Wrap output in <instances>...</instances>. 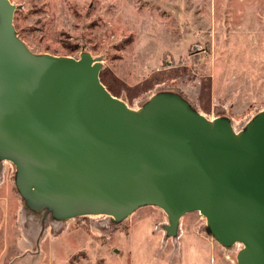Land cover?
I'll return each mask as SVG.
<instances>
[{"label": "water", "instance_id": "1", "mask_svg": "<svg viewBox=\"0 0 264 264\" xmlns=\"http://www.w3.org/2000/svg\"><path fill=\"white\" fill-rule=\"evenodd\" d=\"M0 0V162L15 167L25 207L55 222L144 207L167 216V238L200 213L237 264H264V110L236 131L185 97L160 91L130 108L102 83L100 58L36 54Z\"/></svg>", "mask_w": 264, "mask_h": 264}, {"label": "rangeland", "instance_id": "2", "mask_svg": "<svg viewBox=\"0 0 264 264\" xmlns=\"http://www.w3.org/2000/svg\"><path fill=\"white\" fill-rule=\"evenodd\" d=\"M11 2L32 52L100 58L106 88L132 109L173 91L208 119L230 118L236 131L264 110V0ZM0 164V264H237L242 246L219 245L197 212L182 218L176 238L166 237L168 219L156 207L119 224L44 220L19 196L14 165Z\"/></svg>", "mask_w": 264, "mask_h": 264}, {"label": "crops", "instance_id": "3", "mask_svg": "<svg viewBox=\"0 0 264 264\" xmlns=\"http://www.w3.org/2000/svg\"><path fill=\"white\" fill-rule=\"evenodd\" d=\"M3 167L1 166V164H0V204H1V200H2V196H1V192L3 191V189L5 188V184H6V182L5 181H3L2 182V173H3ZM180 233V232H179ZM197 239H202V238H200V237H197V236H195Z\"/></svg>", "mask_w": 264, "mask_h": 264}, {"label": "trees", "instance_id": "4", "mask_svg": "<svg viewBox=\"0 0 264 264\" xmlns=\"http://www.w3.org/2000/svg\"><path fill=\"white\" fill-rule=\"evenodd\" d=\"M18 36H19V34H18ZM102 76H103V75H102V73H101V76H100V77H101V81H102V83H104V82H103V79H102ZM104 85H105V83H104Z\"/></svg>", "mask_w": 264, "mask_h": 264}]
</instances>
